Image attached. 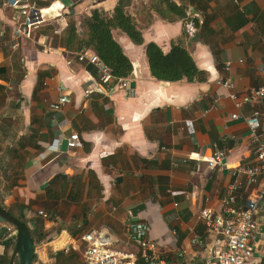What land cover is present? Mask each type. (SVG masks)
Instances as JSON below:
<instances>
[{"label":"crops","instance_id":"1","mask_svg":"<svg viewBox=\"0 0 264 264\" xmlns=\"http://www.w3.org/2000/svg\"><path fill=\"white\" fill-rule=\"evenodd\" d=\"M31 1L53 17L13 48V12L0 0V44L4 39L7 46H2L6 54L0 48V74L9 63L15 75L7 81L11 93L0 111V209L26 219L32 264H59L62 257L83 264L78 251L56 248L90 229L104 228L117 247L133 250L125 228L130 209L140 203L145 207L137 220L148 223L150 238L168 259L179 251L180 264L212 257L222 239L196 214L204 207L221 208L233 176L226 168H209L205 160L217 148L225 151L230 168L253 162L243 118L255 110L264 140V103L250 96L252 88L264 87V0H127L125 8L143 43L112 29L132 69L127 85L111 90L95 65L78 59L81 51L66 46L67 26L74 21L83 36L91 11L111 15L119 0ZM168 2L183 7L185 17L170 10ZM186 20L195 26L191 35ZM149 42L163 53L179 43L204 79L153 76ZM15 54L16 61L11 60ZM61 94L69 102L52 109ZM73 132L79 135L77 148L62 151L52 145ZM249 192L243 191L239 204ZM263 210L264 202L258 214L264 230ZM193 235L206 238L205 244L191 243ZM16 239L15 227L0 216V257L11 264H19ZM251 244L252 262L260 264L264 240L257 231Z\"/></svg>","mask_w":264,"mask_h":264},{"label":"built area","instance_id":"2","mask_svg":"<svg viewBox=\"0 0 264 264\" xmlns=\"http://www.w3.org/2000/svg\"><path fill=\"white\" fill-rule=\"evenodd\" d=\"M52 4L50 3L48 6ZM2 5L3 8L13 12L11 20V46L13 48L17 47L20 39L29 38L34 28L45 23L51 16L53 17V14L43 13V7L37 6L31 0H2ZM61 9L63 8L61 7ZM185 30L190 35L195 32L192 20L185 21ZM78 59L97 67L99 79L108 85V90L123 88L127 85V78L112 75L110 69L95 53L81 51L78 54ZM250 96L252 99L262 100L264 103V87L252 88ZM69 100L67 95L61 94L55 102L50 104V107L59 110ZM231 117L238 118L239 116L232 114ZM259 117L260 112L255 110L243 118L249 127V134L253 142V162L230 168L225 162V151L217 148L205 160L209 168L219 170L226 168L231 172L233 181L223 195L221 208L218 211L204 207L196 214V219L202 221L209 232L222 239L220 249L212 257L199 264H253L254 246L251 244V240L255 231L259 234V238L264 240V230L258 227V214L264 202V140L262 134L259 133ZM66 139L69 150L80 145L79 135L76 132L71 133ZM58 141L59 139H56L52 145L57 147ZM247 188H250L249 195L239 204L242 200V193ZM38 213L44 218L49 217L42 210ZM100 232L103 234L102 237ZM125 232L129 243L134 247L133 250H123L117 247L116 241L107 235L104 228L90 229L78 237L68 238L56 250L78 251L82 256L83 264H180L183 252L179 251L174 259H168L159 243L150 238L147 222L130 220L126 225ZM205 240L206 238L200 235L191 237V243L201 246L205 244Z\"/></svg>","mask_w":264,"mask_h":264},{"label":"trees","instance_id":"3","mask_svg":"<svg viewBox=\"0 0 264 264\" xmlns=\"http://www.w3.org/2000/svg\"><path fill=\"white\" fill-rule=\"evenodd\" d=\"M126 4L127 0H119L111 15L93 9L90 16L84 20L83 36L77 32L74 21L69 22L67 26L66 46L77 51L91 49L116 77L127 76L132 69V64L120 44L113 38L112 29L122 30L135 44L143 43L141 31L127 12ZM167 7L179 16L185 17L183 7L173 2H168ZM146 56L151 74L158 79L178 80L183 77L188 80L204 79L203 71L196 67L191 56L179 43L173 44L168 53H163L156 43L149 42L146 44ZM0 216L7 219L17 230L15 250L18 252L22 248L23 238L25 236L32 238L27 221L22 215L16 216L1 209ZM0 264H11V260L0 257ZM260 264H264V261Z\"/></svg>","mask_w":264,"mask_h":264},{"label":"water","instance_id":"4","mask_svg":"<svg viewBox=\"0 0 264 264\" xmlns=\"http://www.w3.org/2000/svg\"><path fill=\"white\" fill-rule=\"evenodd\" d=\"M58 149L65 151L67 149V139H60L58 141ZM145 207L144 203L137 204L130 209L131 220H137V213ZM101 237L103 236L100 232ZM34 255L33 241L29 236H25L22 240V248L18 251L19 264H32Z\"/></svg>","mask_w":264,"mask_h":264},{"label":"rangeland","instance_id":"5","mask_svg":"<svg viewBox=\"0 0 264 264\" xmlns=\"http://www.w3.org/2000/svg\"><path fill=\"white\" fill-rule=\"evenodd\" d=\"M1 41H3L1 44H0V48L2 49V50H4V48H6L7 46L5 45V41L6 40H1ZM4 48H3V47ZM7 49V48H6ZM6 52V50H4V53ZM6 54V53H5ZM16 58H17V54H15V58H11V60H15L16 61ZM4 63H6V62H3V63H1V64H4ZM6 66H8L7 67V69H9V70H7V72H5L4 74H0V111L1 110H3L4 109V102H5V100H6V98H7V96L9 95V93H11V89H9L8 88V83H7V81H10L11 80V78H12V76H15V75H11V73L9 72L10 71V68H9V63L6 65ZM12 92H14V87H13V90H12ZM264 211V210H263ZM263 211H262V214H263ZM70 262H68V260H66L65 258H61V260L59 261V264H69ZM70 264H72V263H70Z\"/></svg>","mask_w":264,"mask_h":264},{"label":"bare ground","instance_id":"6","mask_svg":"<svg viewBox=\"0 0 264 264\" xmlns=\"http://www.w3.org/2000/svg\"><path fill=\"white\" fill-rule=\"evenodd\" d=\"M42 12H43V10H42Z\"/></svg>","mask_w":264,"mask_h":264}]
</instances>
